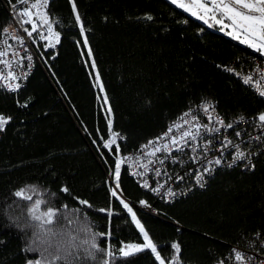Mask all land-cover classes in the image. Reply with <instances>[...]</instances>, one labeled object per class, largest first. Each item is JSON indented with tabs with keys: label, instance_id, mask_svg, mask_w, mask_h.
Returning a JSON list of instances; mask_svg holds the SVG:
<instances>
[{
	"label": "trees",
	"instance_id": "obj_1",
	"mask_svg": "<svg viewBox=\"0 0 264 264\" xmlns=\"http://www.w3.org/2000/svg\"><path fill=\"white\" fill-rule=\"evenodd\" d=\"M12 1L0 0V28ZM48 12L59 33L55 54L43 53L42 65H35L16 91L0 87V115L11 117L0 132V264L41 258L22 251L39 232L28 211L37 199L48 202L45 208L61 209L55 227L65 239L68 233L84 238L79 229L87 224L94 232L111 231L110 237L97 238L102 247L142 244L130 214L107 191L105 171L112 168L116 144L120 152L135 148L204 97L216 102L224 118L255 116L263 107L226 67L264 56L226 35L228 29L221 31L212 21V27H203L167 0H49ZM113 132L123 141L104 147ZM63 187L69 193L61 192ZM22 188L32 201L14 195ZM118 189L130 203L151 206V212L131 207L166 264L174 242L180 244L182 264H214L230 244L264 242L261 158L251 170H218L203 188L170 202L154 200L123 168ZM74 208L81 213L71 214L69 225L63 215ZM115 264L159 261L144 250Z\"/></svg>",
	"mask_w": 264,
	"mask_h": 264
},
{
	"label": "snow or ice",
	"instance_id": "obj_2",
	"mask_svg": "<svg viewBox=\"0 0 264 264\" xmlns=\"http://www.w3.org/2000/svg\"><path fill=\"white\" fill-rule=\"evenodd\" d=\"M20 3H26V0H19ZM171 3L176 5L177 8L189 13L191 16L198 20L203 21L212 27L213 24L209 21H213L215 25H220V30L224 31L229 29L227 34L232 36L234 39L238 40L240 43L246 45L253 51L264 56V0H171ZM48 0H37V3L31 5V8L46 7ZM73 11H75V4L72 5ZM18 15L22 17H27L21 21V24H31V29L23 28V31L27 33L29 38H32L33 33H38L40 25H38L32 19V12L28 7L23 8ZM36 16L39 18L42 25L47 26L48 35L47 37L43 34L40 35V39L49 40L48 47H54L55 43H59V33L54 32L52 29V23L49 20L47 13L37 12ZM147 19L151 20L152 17L148 16ZM76 21H80L79 14L76 15ZM81 31L83 32V25H81ZM3 32H9L8 28L3 29ZM21 44L24 43L23 38L19 36H14ZM6 43V42H5ZM84 43L87 44V39L85 38ZM7 53L5 51H0V58L4 57ZM89 55H91V50L89 49ZM27 59L30 61L31 56ZM8 61L0 59V64H8ZM10 67V65H9ZM93 67H95V62L93 61ZM232 71V69H228ZM3 74H0V79H4ZM7 78L11 80L17 79L14 72L9 71L7 73ZM97 79L99 76L97 74ZM245 84H253V77L251 75L245 76L243 78ZM256 91L259 93L260 97L264 98V90L260 88V82L255 81ZM10 90L15 91L20 87L19 84H9ZM106 100V97H105ZM203 113L206 114L209 123H200L199 117L193 113L192 109L182 113L176 122L170 125L160 137L155 140H149L147 144L141 146V153L145 157H156L155 160L148 159L146 163L138 164L139 167L144 169V172L134 173L144 176L148 172H154L156 177L162 175L161 169L154 167L157 161L160 164H164L166 159L172 158V153L179 152L184 154L186 149H189L192 153H197V155L191 156V162H200L204 165V161L207 165L221 166L226 164L228 167H232L237 161L244 160L249 154L241 148L240 143H234L232 139H228L227 136L221 138L219 147H216L214 141L216 134H219L221 128L227 131L232 129L236 138H242L247 135V129L236 130L237 125L240 121L244 120L243 116L235 122L225 123L224 119L218 114L213 118L212 113L215 112V105L211 101H206L199 105ZM110 112L111 109L109 108ZM190 118V119H189ZM219 125V127H210L211 122ZM11 120V117H4L0 115V130H3L5 125ZM249 127L255 125L261 130L262 135H257L254 138H250L248 143H251L252 139L257 142L264 143V112H260L256 117L252 118L248 122ZM109 129H111L112 121H108ZM187 126V127H185ZM179 132L177 136L175 133ZM118 133H112V139L106 141L104 147L111 148L113 144H116V137ZM167 141L166 143H161V141ZM201 143L197 144V141ZM117 151H119V145L116 144ZM235 149V155L232 156L231 162H227L224 158V152L227 149ZM203 152V157L199 155ZM211 151H219L220 156L213 160L207 159V154ZM157 153H164V158L157 157ZM173 162H176L178 158H172ZM139 157H137V162ZM123 160H117L115 164V177H116V188H119V177L121 164ZM152 165L153 167H149ZM209 166H203L201 171L199 168L196 170L197 174L195 179L197 183L203 187L204 175L210 174L214 169ZM249 167H254L251 165L249 160ZM178 179L183 180V176H179ZM143 187L149 188L147 180L142 184ZM164 185L161 184L159 187L151 188L152 191L159 193L160 189ZM25 189H20L14 193L18 198L32 201L31 195H25ZM32 191L35 192L36 189L33 187ZM63 193H69L67 187H63L60 190ZM112 196L119 199L120 204L131 216L132 222L135 224L136 228L139 229L143 236V243L137 244H124L119 249H114L111 245L105 244V246L100 245L99 238H107L111 236V231L108 232H94L92 228L85 224L79 231L85 234L84 238H80L78 235L68 233L65 239V233L57 230L55 227L61 218V209L54 208L51 206L43 207L47 205L46 200L37 199L33 202L32 206L29 208V214L33 221L38 222L35 227L39 229L38 233H33V239L31 242L22 249L25 253L37 252L40 255V259L27 260V264H115L117 259L127 258L136 253L142 252L144 250H150L154 255L155 259L159 261V264H166L165 259L161 257L160 251H158V246L150 238L148 232L144 229L143 225L137 219L136 213L133 208L125 202L123 199L117 195L115 189L112 190ZM167 195L175 196L176 193L172 191L171 188L167 190ZM56 193H52L55 196ZM141 205L145 207H151L146 201H140ZM79 205L91 207L88 201L78 200ZM63 209L67 210L68 205L64 204ZM101 212H107L109 217H112L114 213L109 209H99ZM73 213H81L80 208L72 209L69 214L63 215V219L67 220L68 224H73V220L70 218ZM90 234V235H89ZM259 235V234H258ZM170 247L174 250V255L171 257L168 264H182L180 258L181 247L179 243H172ZM234 256L232 257L238 264H245V261H251L252 257H246L245 253L232 249ZM99 256V259H98ZM218 264H225L223 260L218 261ZM264 264V262H262Z\"/></svg>",
	"mask_w": 264,
	"mask_h": 264
},
{
	"label": "built area",
	"instance_id": "obj_3",
	"mask_svg": "<svg viewBox=\"0 0 264 264\" xmlns=\"http://www.w3.org/2000/svg\"><path fill=\"white\" fill-rule=\"evenodd\" d=\"M49 1V0H48ZM37 3V0H26V3H20L19 0H14L6 5V12L8 15V21L0 28V51H5L7 54L0 58L5 61H8V64H0V74H3L5 77L4 79H0V87L6 92H14L10 90L8 87L9 84H19L22 87L25 83L26 77L32 68L35 65H42L43 62V53H51L55 54L56 45L55 41L53 40L54 47H48L49 40L40 39L39 34H43L47 37L48 30L46 25H42L40 23L39 18L36 16L37 12L47 13L49 16V20L52 23V29L54 32H57L53 25V20L51 19L49 12H48V4L46 7H39V8H31V5ZM25 7H28L32 12V19L40 25L38 33H33L32 38L27 36V33L23 31V28L31 29V24H21V21L27 19V17H22L18 15V13ZM8 28L9 32H3V29ZM14 36H19L23 38L24 43L21 44ZM6 42V43H5ZM28 56H31V60L27 59ZM10 65V67H9ZM228 69H232V71H228ZM227 72L232 74L236 77L245 87L251 90L258 98L261 99L263 107L262 112H264V98L260 97L259 93L256 91L255 81L260 82V88L264 90V58L250 55L245 61H241L237 66L230 64L226 67ZM11 71L14 72L17 79L11 80L7 78V73ZM251 75L253 77V84H245L243 82V78L245 76ZM19 87V88H20ZM18 88V89H19ZM17 90V89H16ZM15 90V91H16ZM206 101H211L215 105V112L212 113L213 118L218 114L222 117L225 123L228 122H235L239 119L240 116H243L245 119L240 121L237 125L236 130L247 129V135L243 136L242 138H236L234 135V131L232 129H225L221 128L219 134L215 136V145L219 147L221 138L227 136L228 139H232L234 143H240L241 148L245 151V153L249 154L244 160L237 161L232 167L226 166V164H222L221 166L215 165H207V162L204 161V165L200 162L193 163L191 162L190 157L197 155V153H192L189 149L185 150V153L173 152L172 158H178L176 162H173L172 158L166 159L164 164H160L158 161L154 165V167L160 168L162 175L160 177H156L154 172H148L146 175L141 176L134 173L144 172L142 167H139L138 164L146 163L148 159L155 160L156 157H145L141 153V146L148 143L149 140H155L157 137H160L165 131H167L168 127L172 125L174 122L178 120V118L182 115V113L188 111L189 109L193 110V113L199 117L200 123H209L207 120V116L203 113L202 109L199 107L202 103ZM249 116V115H235L230 118H224L217 109L216 102L209 97H204L197 100L195 103H192L186 106L180 113H178L175 117L169 120L164 128L159 131L156 135L144 140L135 148L129 149L124 152L115 151L113 155V165L111 169H107L105 171V183L107 187V191L110 197H113L119 202V199L112 196V190L115 189L117 195L120 199H123L127 202L130 206L137 207L142 210L149 209L151 212L150 207H145L141 205L140 200L137 203H130L126 198H124L119 189L116 188V177H115V164L117 160H123L124 162L121 164V168H123L126 174L133 180V182L144 192L148 193L152 196L154 200L162 201V202H170L175 198L184 196L195 189H201L205 186L207 181L213 176V174L218 170H227L233 168H239L243 170H251L253 167H249V160L251 165H254V161L258 158H261V161H264V143L257 142L255 139L251 140V143H248L250 138H254L257 135H262L261 130L253 125L249 127V120L256 117ZM6 117V116H4ZM7 118V117H6ZM190 119V118H189ZM210 127H219V125L211 122L209 124ZM187 127V126H185ZM2 130H0L1 132ZM177 136L179 132L175 133ZM112 139V136L105 139V141H109ZM116 141H123V137L118 135L116 137ZM167 141H161V143H166ZM197 144L201 143V141H197ZM235 149H227L224 152V158L227 162H231L232 156L235 155ZM164 153H157V157L164 158ZM201 157H203V152L199 153ZM221 153L219 151H211L207 154L208 160H213L216 157L220 156ZM137 157L139 160L137 162ZM203 166L212 167L214 170L210 174H205L203 179V187H201L196 179L195 176L197 174L196 170L199 168L201 171L203 170ZM149 167H153L150 165ZM179 176H183L184 179H178ZM147 180L148 184L150 185L149 188H145L142 186L144 181ZM163 184L164 187L160 189V192H154L151 188L159 187V185ZM171 188L173 192L176 193L175 196L167 195V190ZM120 203V202H119ZM123 207V206H122ZM126 210V209H125ZM127 211V210H126ZM128 213V212H127ZM237 249L243 253H245L246 257H252L251 261H245V264H262L264 262V242L260 241L255 245H240V244H230L227 253L218 258L214 264H218V261L223 260L225 264H238L232 257L234 254L232 253V249Z\"/></svg>",
	"mask_w": 264,
	"mask_h": 264
},
{
	"label": "water",
	"instance_id": "obj_4",
	"mask_svg": "<svg viewBox=\"0 0 264 264\" xmlns=\"http://www.w3.org/2000/svg\"><path fill=\"white\" fill-rule=\"evenodd\" d=\"M167 1H168V2H169L174 8H176L177 10H179L180 12H182V13H183L185 16H187L188 18L194 19L196 22H198V23H199L200 25H202L203 27H206V26H207V24H205L203 21L198 20V19H196L195 17L191 16L189 13L184 12L183 10L177 8L176 5H174V4L171 3V0H167ZM217 32H220V31H217ZM226 35H228V34H226ZM147 212H149V211H147Z\"/></svg>",
	"mask_w": 264,
	"mask_h": 264
},
{
	"label": "rangeland",
	"instance_id": "obj_5",
	"mask_svg": "<svg viewBox=\"0 0 264 264\" xmlns=\"http://www.w3.org/2000/svg\"><path fill=\"white\" fill-rule=\"evenodd\" d=\"M213 22V21H212ZM220 26V25H219ZM221 27V26H220ZM229 30V29H228ZM142 210V209H141ZM144 211H149V209H146V210H144ZM129 214V213H128Z\"/></svg>",
	"mask_w": 264,
	"mask_h": 264
}]
</instances>
